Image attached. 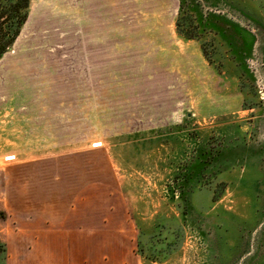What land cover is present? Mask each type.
I'll list each match as a JSON object with an SVG mask.
<instances>
[{
    "label": "rangeland",
    "instance_id": "1",
    "mask_svg": "<svg viewBox=\"0 0 264 264\" xmlns=\"http://www.w3.org/2000/svg\"><path fill=\"white\" fill-rule=\"evenodd\" d=\"M179 1L98 0L128 34L162 23L173 41ZM181 1L214 88L191 87L185 70L170 88L154 55L120 48L127 76L102 80L97 97H46L61 112L48 136L34 129L40 143L0 137L8 264H264V0ZM129 132L141 133L118 137Z\"/></svg>",
    "mask_w": 264,
    "mask_h": 264
},
{
    "label": "crops",
    "instance_id": "2",
    "mask_svg": "<svg viewBox=\"0 0 264 264\" xmlns=\"http://www.w3.org/2000/svg\"><path fill=\"white\" fill-rule=\"evenodd\" d=\"M101 5L98 0H30L29 16L20 35L11 50L0 59L1 138L4 133L7 136V129L11 128L14 132L8 136L10 143L28 144L29 138L35 139L33 144L40 143L36 137L39 134L34 129L41 130L42 136H48L45 132L55 128V112H61L63 98L75 99L73 102L77 101L78 104L81 102L79 98H85L88 102L98 96L95 91L102 80L116 81L119 77L127 76L125 71L122 74L118 71L120 56L126 58L128 55L125 50L121 55L120 48L140 49V52L135 53H142L145 59L148 55H154L158 59L152 58L154 66L161 74H165L170 88L180 85L177 81H183L184 70L191 87L195 82L196 86L214 88V78L208 72L211 62L206 59L201 43L199 40H188L178 32L176 23L180 5L172 28L178 41L168 38L169 31L162 23L139 27L138 31L133 33L130 30L128 34L126 28H122L117 22L113 24L112 16L102 17ZM50 31L60 33V39H49L45 33H51ZM181 44H192L197 49L192 53L187 51L189 49L182 48ZM56 50H60L61 54H57ZM133 54L134 51L131 55ZM183 57L187 60L185 69ZM59 64L64 65L63 71L57 67ZM40 66H46L47 69ZM47 72L50 73V78ZM54 73L62 74V77L55 78L57 75ZM208 78L212 80L209 82ZM225 80L230 84L229 77ZM93 88L96 89L90 93L89 90ZM72 89L73 92H70ZM223 91L221 97L227 98L229 102L230 88L223 87ZM240 94L246 97L244 93ZM46 97H57L59 108L49 104ZM228 107L224 104L218 111L224 115L233 110L230 107V110H226ZM81 111L80 113H86L87 110ZM86 121L87 116L82 120L76 118L72 128L80 127V123H84L85 127ZM136 133L141 132H129L118 137ZM12 139L14 142H11ZM40 236L44 241L53 239L48 233ZM58 239L61 240V236ZM40 251L48 255L52 250Z\"/></svg>",
    "mask_w": 264,
    "mask_h": 264
},
{
    "label": "trees",
    "instance_id": "3",
    "mask_svg": "<svg viewBox=\"0 0 264 264\" xmlns=\"http://www.w3.org/2000/svg\"><path fill=\"white\" fill-rule=\"evenodd\" d=\"M181 10L182 1L180 0L179 17L176 23L179 34L188 40H199L194 32L189 31L182 24ZM29 11L30 0H0V59L11 50L28 19ZM203 51L208 59L204 48ZM1 215L4 216L3 213H0ZM8 254V245L0 238V264H8Z\"/></svg>",
    "mask_w": 264,
    "mask_h": 264
}]
</instances>
